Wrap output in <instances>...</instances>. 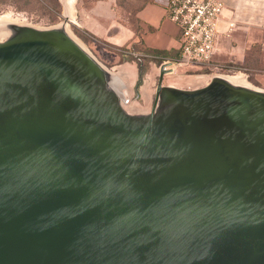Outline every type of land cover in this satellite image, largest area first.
Returning <instances> with one entry per match:
<instances>
[{"label": "water", "instance_id": "1", "mask_svg": "<svg viewBox=\"0 0 264 264\" xmlns=\"http://www.w3.org/2000/svg\"><path fill=\"white\" fill-rule=\"evenodd\" d=\"M8 25L0 264H264L263 91L164 85L167 62L131 115L65 24Z\"/></svg>", "mask_w": 264, "mask_h": 264}, {"label": "crops", "instance_id": "2", "mask_svg": "<svg viewBox=\"0 0 264 264\" xmlns=\"http://www.w3.org/2000/svg\"><path fill=\"white\" fill-rule=\"evenodd\" d=\"M58 1L60 2V13L68 21L114 48L123 46L127 49L125 52L137 54L139 52L135 51V47L139 44L146 50L141 54L151 60H157L160 56L157 52L166 53L163 60L179 57V28L167 16V0L145 1L139 5L133 20L122 16L118 0ZM223 1L225 7L219 25V51L224 48L226 42L232 48L244 49L252 43L257 44L258 49L264 50V0ZM230 21L235 23L233 28L228 34L223 33ZM132 63L136 66L135 61ZM128 68L134 70L135 73L130 84L127 83L129 77L126 78L125 75ZM121 72L123 73H115L119 77L120 86L124 83L127 85L126 88L119 86L116 90L118 89L121 95L126 90L129 94L128 88L134 83L136 77L135 68L128 65L121 68ZM145 91L144 94L148 98L149 95ZM128 105L123 104L124 109L132 112Z\"/></svg>", "mask_w": 264, "mask_h": 264}, {"label": "rangeland", "instance_id": "3", "mask_svg": "<svg viewBox=\"0 0 264 264\" xmlns=\"http://www.w3.org/2000/svg\"><path fill=\"white\" fill-rule=\"evenodd\" d=\"M148 0H118L121 6V14L129 20H133L135 12L139 5ZM7 13L13 18H18L20 22L37 28H51L54 26L68 25L71 32L77 37L106 67L113 73H122L121 68L132 66L135 68L136 77L134 83L128 88L130 94V103L139 110L149 111L156 92V86L160 73V64L162 61L151 60L144 56V49L137 45L135 51L137 54L125 52V47L114 48L107 42L97 39L91 34L81 29L78 25L71 23L60 13V2L58 0H0V14ZM17 24V23H15ZM2 39L0 41L6 40ZM252 44V43H251ZM248 44V48H232L224 43V48L213 56L211 62L201 64H190L187 66L171 65L163 77V84L168 85L172 78H182L192 75H205L210 77L213 74L241 71L246 79L254 86L264 89V50L258 49L254 44ZM219 46V41H218ZM260 51V53H258ZM132 61H135L136 66ZM170 61H177L176 58ZM113 68V69H112ZM141 71V76L139 75ZM133 78L127 81L131 82ZM139 80V84H137ZM119 77H118V81ZM117 87L120 83H116ZM122 84V83H121ZM127 84H122L121 88H126ZM149 86V97L144 94V86ZM192 86L176 85L175 88H191ZM127 92V90H126ZM131 109V106L128 105ZM128 108V110H129Z\"/></svg>", "mask_w": 264, "mask_h": 264}, {"label": "built area", "instance_id": "4", "mask_svg": "<svg viewBox=\"0 0 264 264\" xmlns=\"http://www.w3.org/2000/svg\"><path fill=\"white\" fill-rule=\"evenodd\" d=\"M224 7L223 0H167V16L179 28L180 47L177 61L163 60L162 63L170 62L173 66L209 64L218 51L219 25ZM234 24L233 21L228 22L223 33L228 34ZM121 99L127 105L131 97L124 92Z\"/></svg>", "mask_w": 264, "mask_h": 264}, {"label": "bare ground", "instance_id": "5", "mask_svg": "<svg viewBox=\"0 0 264 264\" xmlns=\"http://www.w3.org/2000/svg\"><path fill=\"white\" fill-rule=\"evenodd\" d=\"M0 23H1L0 24V40L5 39V37H7L9 35H12L15 32V30L12 29L11 26L8 25V24L17 23L19 25H22L21 27H17L18 30H16V31L18 33H20L21 32L20 29L23 26H25V24L20 22L18 18H13L7 13L0 14ZM65 30H66L67 34L82 49H84L92 57L94 56L92 53H90L88 48L77 37H75L73 35V33L71 32V30H70V28L68 27L67 24L65 25ZM125 71H126V69H125ZM125 73H126L125 74L126 78L127 77L133 78L135 76L134 70H132V69L129 70V68H128V71L125 72ZM212 78H217V79L222 80L224 82H227L228 84H230L232 86H235V87L249 88V89H253V90H261V91L264 92V89H261L260 87L254 86L251 83H249V81L246 79L245 74L243 72H241V71L234 72L232 74H227V73L213 74L210 77L201 74V75L185 76V77H182V78H172V80L170 81L169 86L174 87V88L176 87V85L199 87V86H202V85H206L208 82H210V80ZM116 83H119V82H115V84ZM127 83L130 84L131 82H127ZM115 87L118 88L117 84L115 85ZM116 91L118 93H120L118 89ZM144 91H145V93H148L149 92V86L146 85ZM161 100H163V93H162ZM129 105L131 106L132 112H128L127 110H125L123 105H122V107L127 113H129L131 115H144L145 112H146V111L139 110L136 107H134L133 103H130Z\"/></svg>", "mask_w": 264, "mask_h": 264}, {"label": "trees", "instance_id": "6", "mask_svg": "<svg viewBox=\"0 0 264 264\" xmlns=\"http://www.w3.org/2000/svg\"><path fill=\"white\" fill-rule=\"evenodd\" d=\"M144 51L146 52V50L144 49ZM160 56L157 58V60L162 61L163 59H165L164 57L166 56L165 52H157ZM178 59V57L176 58ZM141 71H139V75L141 76ZM137 84H139V80L137 82Z\"/></svg>", "mask_w": 264, "mask_h": 264}]
</instances>
